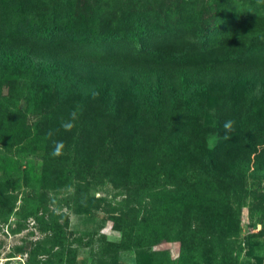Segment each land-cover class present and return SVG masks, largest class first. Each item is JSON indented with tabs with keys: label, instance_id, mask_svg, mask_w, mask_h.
Returning a JSON list of instances; mask_svg holds the SVG:
<instances>
[{
	"label": "rangeland",
	"instance_id": "374dc122",
	"mask_svg": "<svg viewBox=\"0 0 264 264\" xmlns=\"http://www.w3.org/2000/svg\"><path fill=\"white\" fill-rule=\"evenodd\" d=\"M2 7L53 36L31 43L14 26L1 49L24 70L0 57V264H264V0ZM128 80L161 88L166 128L136 120ZM132 135L150 137L153 152L138 156Z\"/></svg>",
	"mask_w": 264,
	"mask_h": 264
},
{
	"label": "trees",
	"instance_id": "16d2710c",
	"mask_svg": "<svg viewBox=\"0 0 264 264\" xmlns=\"http://www.w3.org/2000/svg\"><path fill=\"white\" fill-rule=\"evenodd\" d=\"M1 10L2 11L0 13V26H1V33L3 35L0 34L1 35L0 36V57H3L6 60L7 65L9 66V69L11 70L12 73L20 72V71H23L24 68L20 65L21 58L19 57V55L15 53L12 55L11 54L5 55L1 50L2 47H4L5 40H7V37L11 34L14 26H17L18 29L20 27L22 28L24 27V32L28 36V40L26 41L31 42V43H35L34 41L41 40V39L49 40L51 36H53V34H52V31L49 30L46 34L41 35L42 33H39L37 30L38 34L34 35L36 33L33 29V25H34L33 21L30 20L31 14L26 15L25 12H23L21 9L12 7V9L3 10V7H2ZM15 17L17 21H15ZM37 23H38L37 26L39 27V24L41 23L39 22ZM30 37H34V39L29 40ZM5 49L9 50L8 48H5ZM129 66L130 65H126L125 69H127ZM202 67L203 66H200L199 69ZM177 69L187 70L185 67H178ZM190 70H194V68H191ZM42 81L46 83L47 85V82H49V78L44 77L42 78ZM135 86H136L137 95L134 96L133 103L136 105L135 106L136 110L134 112V116L136 120H142V118H144L143 120H145L149 115H151L154 119H156L157 121L161 123V127L163 126L164 128H166L165 122L161 120V115L163 113L159 111L160 103H161V95H162L161 88L159 86H150V85L143 87L141 83H137L132 80L131 81L128 80L125 87L124 85H120V88L124 89L122 90V92H127V90L130 87H135ZM161 127H156V130L154 131L155 132L154 137L159 136V130L161 129ZM253 131L254 129H252L249 133L245 132L243 135L244 143L247 145V148L251 151V154L256 152L255 146L257 145L252 140ZM263 133H264V124L262 123V136H263ZM143 137H136L135 135H132V139L134 140L132 145L135 151L137 152L138 156H141L143 153H146V152L148 153L153 152V150L151 149V146H152L151 143H153L154 141H152L150 137L148 138H143ZM154 137L152 138L154 139ZM249 137L252 138L251 141ZM209 150H205V152L202 154V157H201L202 163L210 178L214 180H220L221 177L218 175L215 169V164L213 163L212 152ZM5 151L9 152V149L5 148Z\"/></svg>",
	"mask_w": 264,
	"mask_h": 264
},
{
	"label": "clouds",
	"instance_id": "9594fccd",
	"mask_svg": "<svg viewBox=\"0 0 264 264\" xmlns=\"http://www.w3.org/2000/svg\"><path fill=\"white\" fill-rule=\"evenodd\" d=\"M80 113H81V109L79 106H77V108L69 112L66 118L61 120L60 127L65 132H71L76 126V121L79 119ZM234 124H235V121L230 120V119L226 120L223 123L225 139L230 138V134L234 131ZM54 134H55V130H49L46 133L47 137L49 138H51ZM64 149H65V144L63 141H55L51 155L53 157H59L64 154Z\"/></svg>",
	"mask_w": 264,
	"mask_h": 264
},
{
	"label": "water",
	"instance_id": "95a60500",
	"mask_svg": "<svg viewBox=\"0 0 264 264\" xmlns=\"http://www.w3.org/2000/svg\"><path fill=\"white\" fill-rule=\"evenodd\" d=\"M212 142H213L212 138L208 139V145H207V147H208V149H210V150L213 148V144H212Z\"/></svg>",
	"mask_w": 264,
	"mask_h": 264
}]
</instances>
